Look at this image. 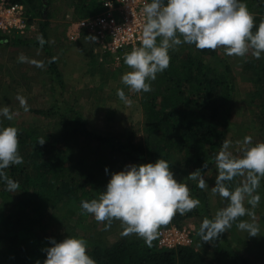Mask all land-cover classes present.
Wrapping results in <instances>:
<instances>
[{
	"label": "rangeland",
	"instance_id": "1",
	"mask_svg": "<svg viewBox=\"0 0 264 264\" xmlns=\"http://www.w3.org/2000/svg\"><path fill=\"white\" fill-rule=\"evenodd\" d=\"M81 2L82 0H55L50 7H46L47 0H34L30 6H35L36 10L43 7L52 15L42 36L45 41L43 45L37 39L41 36L39 33L28 40H14L18 39L14 38V33L5 38L7 40H0V108L9 106L12 112L18 113L11 121L0 116V127L18 128L19 139L26 137L22 143L19 142V151L29 152L30 139L36 138L39 133H53L58 136L55 129H60L59 121L71 123L68 127L70 130L75 126V117H80L84 122L86 136L103 119L121 123L123 133H99L101 137L110 138L106 144L88 140L80 146L76 144L75 147L73 140L65 145L61 168L67 174L73 173L72 166L75 161H80L81 165L97 164L102 169L101 177L92 186L83 188L88 193L84 200L90 201L99 198L101 188L107 186L112 173L122 171L130 164L155 163L159 158L146 154L144 162H134L124 155L132 141L135 145L144 147V133H141L140 124H127L129 117L134 115L133 109L116 94L117 89H123L131 104L134 100L138 102L137 93L121 81L122 75L131 69H122L120 63L109 60L105 55L94 54L86 39L74 44L65 40L64 15L71 10L80 13L78 7ZM21 54L28 58V62L21 63L18 60ZM50 60L54 61L60 77L53 73ZM206 62L226 75L228 85H234L236 92L227 94V118L224 120L226 126L220 127L222 137L202 151L203 164L197 169L202 170L208 187L202 190L196 181L187 180L189 174L197 169L185 170L180 162V155L167 154L162 158L168 161L174 177L188 184L192 198L201 201L200 206L192 210L197 212L196 216L179 222H176L174 216L167 225L192 229L195 237L192 248L198 250L210 264H264V214H255L260 233L253 241L246 231L236 227L239 220L216 240L218 246H214L212 242L202 244L203 241L198 235L201 221L205 217L213 218L219 209L229 203L211 192L218 175L214 157L222 142L228 140L229 151L240 157L245 148L261 141L258 133L260 121L255 112L256 95L259 93L254 83L257 70L251 50L245 57H237L228 56L223 48H218L206 57ZM17 95L26 98L27 111L20 106ZM229 101H232V105ZM35 111L47 114L41 115ZM246 136L252 137L251 145L243 144ZM102 159L105 161L102 162ZM205 163L208 165L207 169L203 168ZM242 181V177L235 178L231 187H236ZM34 198L35 195L23 190L9 192L6 185H0V260L11 259L13 264H36L37 261H42V246L49 242L48 238L57 242L67 237L83 238L88 242V248H104L122 236L123 229L119 221H113L111 228L105 230V224L97 222L93 215L82 211L81 201L72 200L66 204L72 210L69 219L62 218L59 214L63 203L48 211L44 218L38 219L32 212ZM246 220L252 222L251 218ZM242 233L246 235L245 238H241ZM123 237L142 239L135 234ZM15 243L26 247L28 260H23L20 254L17 256L18 262L15 261Z\"/></svg>",
	"mask_w": 264,
	"mask_h": 264
},
{
	"label": "clouds",
	"instance_id": "2",
	"mask_svg": "<svg viewBox=\"0 0 264 264\" xmlns=\"http://www.w3.org/2000/svg\"><path fill=\"white\" fill-rule=\"evenodd\" d=\"M142 12L145 17L142 45L125 53L124 63L131 71L121 77L122 83L135 93L152 90L151 82L170 66L169 52L183 44L194 45L201 51L223 48L228 56L245 57L251 50V54L260 59L264 54V20L256 27L254 14L242 0H166V3L151 0L144 4ZM89 38L95 40V37ZM37 39L41 45L45 43L42 36ZM18 60L28 62L23 54ZM116 94L122 102L131 104L123 89H117ZM16 99L27 111L26 98L17 95ZM16 115L18 113L12 112L9 106L0 108V116L9 121ZM45 142L44 137L38 138V145L43 146ZM243 144L251 145L252 137H244ZM229 147L230 142L224 140L214 157L218 175L211 188L213 195L229 203L213 218L203 219L198 231L203 243L219 240L244 216L250 217L252 222L239 220L236 227L250 237L260 233L254 209L261 200L257 189L264 178V142L245 148L240 157L234 156ZM22 163L18 128H0V179L9 192H16L20 185L5 170ZM203 168L207 169L208 165L205 163ZM105 173H108L107 168ZM202 173L197 169L187 180L196 181L203 190L208 185ZM237 177H242L243 181L233 188L231 182ZM200 204L198 198H192L188 184L174 178L168 161L160 158L155 163L130 164L112 173L106 190L98 199L82 200L81 209L93 215L97 222L105 223V230L111 228L113 221H119L123 229L121 235L135 234L151 247L162 225L170 223L177 213L183 215ZM48 241L51 247L43 249L46 253L43 264H97L87 254L88 242L83 238L67 237L60 242L48 238Z\"/></svg>",
	"mask_w": 264,
	"mask_h": 264
},
{
	"label": "trees",
	"instance_id": "3",
	"mask_svg": "<svg viewBox=\"0 0 264 264\" xmlns=\"http://www.w3.org/2000/svg\"><path fill=\"white\" fill-rule=\"evenodd\" d=\"M54 1L47 0L45 6L50 7ZM12 2L26 7L30 19L38 21L39 34L44 36V30L52 17L51 13L43 7H38L36 10L35 6H30L34 0H12ZM242 2L246 3L249 11L254 14L255 25L258 27L260 21L264 20V0H242ZM78 9L80 13L73 11V14L77 18H84L98 13L100 6L96 0H82ZM256 27L253 28V32L256 31ZM0 40L7 39L0 35ZM211 53L212 50H197L194 45L179 46L177 50L169 52L170 66L157 74L156 80L151 82L152 90L148 93H137V101L143 114V146L148 151L144 147L130 143L124 153L128 160L144 162L146 154L159 159L167 154H178L185 170L192 171L203 164L202 151L207 145L213 144L222 137L220 127H224V120L227 118V94L236 92L234 85H228L227 76L206 62V57ZM255 64L257 71L254 83L259 90L256 95L255 112L260 121L258 131L260 142H264V54L260 59L255 58ZM120 65L122 69H128L124 57ZM50 67L55 76L60 77L53 60H50ZM229 104L232 105V101H229ZM35 113L47 114L42 111ZM73 122L75 126L68 130L71 123L59 121L60 129H55V132L59 133L58 136L53 133H39L36 138L30 139L31 150L19 151L23 163L12 165L5 170L11 179L19 182L20 190L35 195L32 212L38 219L44 218L45 214L59 203H63L59 210L60 216L70 217L72 210L66 204L72 200L86 199L88 193L83 188L92 186L96 179L101 177L102 169L97 164L81 165L80 161H75L72 174L62 170L61 158L66 144L72 143L73 140L75 147L76 144L80 146L88 140L106 144L110 139L96 136L92 132L86 136L84 122L80 117H75ZM40 137L46 140L43 146L38 145ZM25 138L19 139V142L22 143ZM104 161L105 159H102V162ZM0 185H5L2 179ZM105 190L106 186L101 188L100 193ZM78 192L80 193L77 194ZM257 193L261 196V200L254 212L264 214V178L261 179ZM245 206L251 208L247 203ZM196 215L197 212L190 211L183 215H175V220L179 222ZM248 218L250 217L244 216L239 220ZM194 241L195 237H193ZM209 242L218 246L216 240ZM42 247L45 249L51 247V244L46 242ZM25 249V246L15 243V261L18 262L17 256L20 254L23 260H28ZM87 254L97 264H210L192 246L163 252L156 250L154 243L148 247L143 239L126 237L104 248L95 246L88 248ZM45 259L46 253L42 251L40 264H43ZM0 264H13V261L0 260Z\"/></svg>",
	"mask_w": 264,
	"mask_h": 264
},
{
	"label": "built area",
	"instance_id": "4",
	"mask_svg": "<svg viewBox=\"0 0 264 264\" xmlns=\"http://www.w3.org/2000/svg\"><path fill=\"white\" fill-rule=\"evenodd\" d=\"M100 11L84 18H77L73 11L64 15V38L69 43L82 39L89 41L94 54L105 55L120 63L125 53L142 45L145 17L142 8L150 0H96ZM14 33L21 40H28L39 33L37 19H30L26 7L12 0H0V35L7 38ZM89 37H95L91 40ZM193 230L185 226L165 225L158 229L154 240L156 250L175 251L191 247Z\"/></svg>",
	"mask_w": 264,
	"mask_h": 264
},
{
	"label": "crops",
	"instance_id": "5",
	"mask_svg": "<svg viewBox=\"0 0 264 264\" xmlns=\"http://www.w3.org/2000/svg\"><path fill=\"white\" fill-rule=\"evenodd\" d=\"M134 100V99H133ZM130 108L133 109L134 111V115L132 117H129L127 124H140V128H141V133L143 134V114H142V111H141V108H140V105L138 102H136L135 100L133 101V104H130ZM128 124V125H129ZM96 126L99 125V124H95ZM121 123H115V122H107L106 119H103V122L97 126V128L95 127H92V130L89 131V132H92L93 134H95L96 136H99L101 134L99 133H104V134H109V135H113V134H117V133H123V130H121ZM88 130V129H87ZM143 139H144V136L142 135V142H143ZM132 144H135L134 141L131 142ZM176 178V177H175ZM177 179V178H176ZM178 180V179H177ZM72 216V215H71ZM70 216V217H71ZM83 216H86L85 213H83ZM91 216V215H90ZM70 217H67L65 219H69ZM105 224V223H103ZM123 237V235L121 236ZM121 237H118L116 239L119 240ZM245 238L246 235L244 233L241 234V238ZM254 237H252V241H253ZM115 241V242H116Z\"/></svg>",
	"mask_w": 264,
	"mask_h": 264
}]
</instances>
